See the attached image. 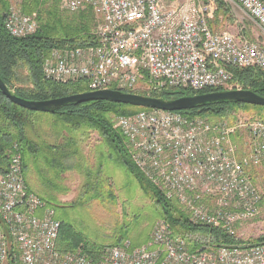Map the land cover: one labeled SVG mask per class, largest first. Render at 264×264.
Here are the masks:
<instances>
[{
    "label": "built area",
    "instance_id": "built-area-1",
    "mask_svg": "<svg viewBox=\"0 0 264 264\" xmlns=\"http://www.w3.org/2000/svg\"><path fill=\"white\" fill-rule=\"evenodd\" d=\"M69 14L90 10L92 43L51 50L43 78L84 83L88 92L241 90L231 70L264 73V43L242 32L215 29L218 2L239 8L264 36V0H59ZM5 31L13 38L36 33L37 15L10 7ZM131 164L166 200L176 201L191 224L236 227L264 216V196L250 168L264 167V122L220 120L182 112L143 110L118 116ZM244 135H241V134ZM242 137L243 149L233 143ZM40 212V215L38 213ZM60 223L45 202L29 192L17 144L0 172V264H264V244L204 247L190 251L165 221L148 241L105 246L95 258L78 248H56Z\"/></svg>",
    "mask_w": 264,
    "mask_h": 264
},
{
    "label": "trees",
    "instance_id": "trees-1",
    "mask_svg": "<svg viewBox=\"0 0 264 264\" xmlns=\"http://www.w3.org/2000/svg\"><path fill=\"white\" fill-rule=\"evenodd\" d=\"M59 2V0H20V11L23 14L37 15L38 29L29 37L13 38L4 29L5 16L11 7V2L0 0V78L8 90L13 91L16 97L23 100L42 102L88 92L85 84L81 82L58 84L43 78L42 64L51 50L76 48L92 43L90 32L94 27V17L91 11L67 15L61 11ZM224 5L218 2L217 11L225 8ZM231 72L233 84L238 85L241 90L252 91L264 98V73L251 69H236ZM212 92H221V90H204L199 93L179 90L135 91L132 94L170 100ZM243 107L264 111L263 107L220 102L182 113L215 122L230 120L234 110ZM143 110L149 109L90 101L68 104L48 113L32 112L11 103L0 91V172L6 171L8 152L15 143L20 149L26 187L43 202L45 201L40 194L44 191L38 193L31 190L30 186L32 183L37 184L33 179L39 174L42 175L39 180L41 187L50 189L55 186H60L62 189L61 181H64L65 176L78 174L84 182L82 193L77 196V200L84 196L89 198L88 201L96 199L101 197L105 189L107 190L105 197L112 201L114 184L111 182L110 170L113 165L110 163L121 161L130 173L135 174L147 185L148 189H153L152 199L163 212L161 220L169 225L174 235L185 239L190 251L194 252L204 247L241 245L237 237L228 236L221 227L191 224L187 214L176 201L166 200L161 192L151 187L139 175L132 164L126 163V155H122L121 150V147L126 145L125 139L113 128L112 117L130 116ZM91 132H96L102 139L100 150L94 151V162H91V158H86L82 147L86 142L85 136ZM255 173V170L250 168L248 174H251L254 182H256ZM33 186L37 189L36 185ZM61 189L56 193V198L61 194ZM59 223L57 250L73 252L80 248L89 256L96 258L105 247L85 243L80 237L72 234L64 222L59 221ZM124 240L126 239L118 237V241L111 246L118 245ZM146 241H143L144 244ZM130 243L133 248L144 245L134 244L131 241ZM257 244H264V237L260 238Z\"/></svg>",
    "mask_w": 264,
    "mask_h": 264
},
{
    "label": "rangeland",
    "instance_id": "rangeland-1",
    "mask_svg": "<svg viewBox=\"0 0 264 264\" xmlns=\"http://www.w3.org/2000/svg\"><path fill=\"white\" fill-rule=\"evenodd\" d=\"M19 1L11 0V7L17 8V4H20ZM223 4H225V8L217 11L215 29L227 30L232 33L242 32L247 38L264 43L261 30L239 8L228 1ZM17 9L20 10V8ZM116 117L118 115L112 117L113 128ZM241 120L264 121V111L252 107L238 108L231 114L230 120L223 121L234 124ZM84 141L86 142L82 146L83 154L86 158H91V162H94L95 155L93 153L100 150L99 146L101 145L99 144L102 139L96 132H91L85 136ZM121 150L122 155H126V163L131 165L126 145L122 146ZM112 170L113 168L110 171ZM255 172L256 186L264 196V167L257 168ZM111 173V182L114 184L115 190H113L114 200L112 201L105 197L107 192L105 189L102 191L101 197L96 199L88 201L89 198L84 196L77 200V196L82 193V183L84 182L78 174L65 176L64 181H61L62 189L60 186L52 187L53 189L41 187L39 181L42 177L41 174L33 179L37 184L32 183L30 186L31 190L38 193L44 191L40 195L48 203V207L54 210L55 218L64 222L68 226V230L85 243H91L98 247L111 246L118 241V237L128 239L134 244L144 243L143 241L149 236L155 223L163 217L162 209L152 199L153 189H148L147 185L135 174L130 173L128 169H126V176L115 172ZM33 185H36L37 189ZM60 189L61 194L56 198V193ZM236 237L242 243L241 245H256L257 241L264 237V216L237 226Z\"/></svg>",
    "mask_w": 264,
    "mask_h": 264
},
{
    "label": "water",
    "instance_id": "water-1",
    "mask_svg": "<svg viewBox=\"0 0 264 264\" xmlns=\"http://www.w3.org/2000/svg\"><path fill=\"white\" fill-rule=\"evenodd\" d=\"M0 91L2 95L11 103L23 109L41 113L56 111L68 104H82L90 101H104L114 104L132 106L135 108L169 112L191 111L199 107H204L220 102H232L264 108V98L248 90H228L221 92H212L194 96H184L170 100L142 96L132 93H124L115 90H103L76 94L54 100L34 102L16 97L13 94V91L8 90V88L4 85L0 78Z\"/></svg>",
    "mask_w": 264,
    "mask_h": 264
},
{
    "label": "crops",
    "instance_id": "crops-1",
    "mask_svg": "<svg viewBox=\"0 0 264 264\" xmlns=\"http://www.w3.org/2000/svg\"><path fill=\"white\" fill-rule=\"evenodd\" d=\"M19 1V0H18ZM10 2H11V0H10ZM20 2V1H19ZM18 3V2H17ZM59 4H60V2H59ZM11 5V4H10ZM17 8H20V4H17ZM60 9H61V11L64 13V14H67V15H77V14H69L67 11H65V10H63L62 8H61V6H60ZM245 137L244 136H242L241 138L240 137H238V136H236V137H234L233 138V143H235L236 145H237V147L239 148V150H241V149H243V139H244ZM99 145H101V144H99ZM100 148H101V146H99ZM92 155V154H91ZM93 155H94V153H93ZM92 155V156H93ZM110 164H112L113 165V170L111 171V172H115V173H117V174H122V175H124V176H126V168L124 167V165L121 163V161H119V163H115V162H113V163H110ZM254 170H257V168H255ZM250 175V178H251V174H249ZM253 181V180H252ZM254 182V181H253ZM255 184H256V182H254ZM117 192H119V191H117ZM119 194V193H118ZM47 205V204H46ZM48 206V205H47ZM38 215H40V212L38 213ZM150 235V234H149ZM148 238H149V236H147L146 237V240H148ZM145 240V241H146ZM144 241V242H145ZM139 242H140V240H139ZM147 242V241H146ZM144 244V243H143Z\"/></svg>",
    "mask_w": 264,
    "mask_h": 264
},
{
    "label": "bare ground",
    "instance_id": "bare-ground-1",
    "mask_svg": "<svg viewBox=\"0 0 264 264\" xmlns=\"http://www.w3.org/2000/svg\"><path fill=\"white\" fill-rule=\"evenodd\" d=\"M253 169H255V168H253Z\"/></svg>",
    "mask_w": 264,
    "mask_h": 264
}]
</instances>
